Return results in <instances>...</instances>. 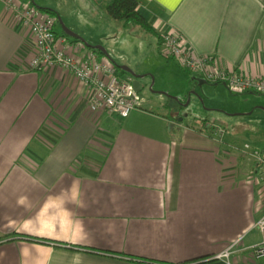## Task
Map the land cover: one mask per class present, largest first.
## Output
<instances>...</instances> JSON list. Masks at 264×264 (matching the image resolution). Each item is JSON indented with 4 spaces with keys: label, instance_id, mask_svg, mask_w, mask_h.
<instances>
[{
    "label": "crops",
    "instance_id": "obj_1",
    "mask_svg": "<svg viewBox=\"0 0 264 264\" xmlns=\"http://www.w3.org/2000/svg\"><path fill=\"white\" fill-rule=\"evenodd\" d=\"M137 1L149 57L173 59L161 42L173 32L222 68L264 78V0ZM33 49L0 0V264H264L251 256L264 188L248 157L209 124L142 107L124 119L91 112L70 73L29 70ZM240 238L228 261L214 259Z\"/></svg>",
    "mask_w": 264,
    "mask_h": 264
},
{
    "label": "rangeland",
    "instance_id": "obj_2",
    "mask_svg": "<svg viewBox=\"0 0 264 264\" xmlns=\"http://www.w3.org/2000/svg\"><path fill=\"white\" fill-rule=\"evenodd\" d=\"M19 1L58 12L63 25L84 40V44L90 45L101 40L102 44L92 45L104 48L115 65L130 68L139 64L141 68L149 69L151 74L140 80V107L152 109L161 116H168L173 124L194 123V128L204 132L207 126L203 124H209L208 128L222 130L221 141L215 130L212 134L222 146L227 145L225 149L233 156L234 149L239 153L245 144L264 149V105L259 104L264 101V95H260L262 97H257L258 99L255 96L259 95L254 93L253 96L237 95L222 84L218 86V90L208 83L197 88L196 82L192 80L193 75L181 69L176 60L166 59L160 53L158 54L162 58H153L157 55L151 34L140 27L125 25L110 18L103 1ZM55 32L63 34L59 23ZM148 41H153V44L149 45ZM149 54L153 57H149ZM118 73L123 78L129 76L119 70ZM194 90L198 96L190 94ZM183 114H187V117L178 122Z\"/></svg>",
    "mask_w": 264,
    "mask_h": 264
},
{
    "label": "built area",
    "instance_id": "obj_3",
    "mask_svg": "<svg viewBox=\"0 0 264 264\" xmlns=\"http://www.w3.org/2000/svg\"><path fill=\"white\" fill-rule=\"evenodd\" d=\"M2 2L4 15L11 17L16 27L33 37L34 49L29 70L42 72L48 68H60L70 73L81 86L89 89L91 112H104L124 119L140 107L141 99L134 90L133 79L130 76L120 77L117 67L112 62L87 50L83 43L74 42L63 34H57L55 32L57 17L33 4L19 0ZM161 42L167 57L175 59L181 69L203 78L206 82L222 84L237 95L246 93L264 95V78L228 71L219 66L213 58L197 55L180 34L165 33L161 36ZM213 130L221 141L223 131L218 128ZM240 153L253 162L251 182L264 188V149L245 144ZM256 228L263 239L258 245L251 247V256L254 260H261L264 259V216L259 219ZM241 240V238L236 240L214 259L228 261Z\"/></svg>",
    "mask_w": 264,
    "mask_h": 264
},
{
    "label": "trees",
    "instance_id": "obj_4",
    "mask_svg": "<svg viewBox=\"0 0 264 264\" xmlns=\"http://www.w3.org/2000/svg\"><path fill=\"white\" fill-rule=\"evenodd\" d=\"M138 8H139V3L137 0H108L106 1V11L110 18L116 21L123 22L125 25L131 24L132 26L140 27L144 31H151V28L148 22L143 17V15L140 13ZM39 9L56 17V13L53 10H50L47 8H39ZM63 35L66 36L65 34ZM66 37L74 42H80L79 40L69 38L68 36ZM91 51L98 54L99 57L104 56V53L100 51L93 50V49H91ZM117 70H119V72H121L122 74L124 73L123 71H120V69L118 68ZM193 125L191 126L193 127ZM203 126H206V124L205 125L203 124ZM209 132L212 135L213 127H209ZM150 264H165V263L152 262Z\"/></svg>",
    "mask_w": 264,
    "mask_h": 264
},
{
    "label": "water",
    "instance_id": "obj_5",
    "mask_svg": "<svg viewBox=\"0 0 264 264\" xmlns=\"http://www.w3.org/2000/svg\"><path fill=\"white\" fill-rule=\"evenodd\" d=\"M58 23L60 24V26L62 28L63 34H65L69 38L76 39V40H79L81 42H84V40H82L78 35H76L72 31H70L68 28H66L63 25V23H62V21H61V19L59 17H58ZM85 45L89 49L100 51V52L104 53L105 56L109 57L107 51L104 48L99 47V46L89 45V44H85ZM116 67L118 69H120L121 71H123L124 73H126L127 75H129L133 79L132 84H133L134 90L138 93L141 90V82H140V80L142 78H144V76L136 74L133 70H131L130 68L125 67V66H117L116 65ZM192 80L196 82V87L197 88H201L203 85L207 84L206 80H204L203 78L192 77ZM190 94L198 96V93L195 90L193 92H191ZM186 105H188V104H186ZM186 117H187V114H183L182 117L179 118L178 122H181L183 120V118H186Z\"/></svg>",
    "mask_w": 264,
    "mask_h": 264
}]
</instances>
